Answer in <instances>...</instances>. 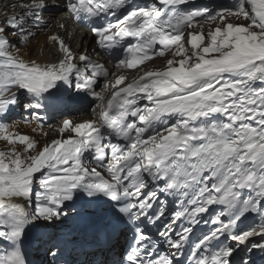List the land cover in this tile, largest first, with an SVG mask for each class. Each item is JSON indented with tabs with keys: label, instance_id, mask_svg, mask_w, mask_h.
<instances>
[{
	"label": "snow or ice",
	"instance_id": "obj_1",
	"mask_svg": "<svg viewBox=\"0 0 264 264\" xmlns=\"http://www.w3.org/2000/svg\"><path fill=\"white\" fill-rule=\"evenodd\" d=\"M9 7L20 11L0 21V140L12 145L0 152V264H29L26 243L43 250L48 264H60L63 249L51 229L70 218V208L79 215L77 201L93 206L109 228L133 233L114 264H257V253L264 264V0L218 8L202 0H63L69 18L92 32L97 54L116 67L134 69L169 51L180 57L119 88L124 75L110 85L112 73L87 52L74 54L59 34L47 37L59 54L54 62L19 55L49 27L44 13L60 10L59 0ZM233 17L246 23L229 22ZM202 20L219 23L205 34L196 27ZM101 78L104 90H118L97 120L61 121L58 132L74 136L37 150V141L9 130L21 94L29 97L26 121L42 127V112L69 102L62 86L103 102ZM89 152L103 172L85 166ZM169 197L180 210L158 234L174 251L160 254V241L146 229L165 218ZM213 205L223 207L211 220L197 219ZM249 213L260 222L240 229ZM181 220L212 225L191 243L186 262L194 227L177 230Z\"/></svg>",
	"mask_w": 264,
	"mask_h": 264
},
{
	"label": "bare ground",
	"instance_id": "obj_2",
	"mask_svg": "<svg viewBox=\"0 0 264 264\" xmlns=\"http://www.w3.org/2000/svg\"><path fill=\"white\" fill-rule=\"evenodd\" d=\"M15 0H0V21H3L7 15H11L13 11L19 12L20 9H12L11 7L5 8V5H11L14 3ZM61 4L60 10H53V11H46L44 13V20L46 23L49 24V27L44 29L43 31L37 30V35L35 39L32 40V42L29 44L31 47L28 46V44H25L26 46L19 49V55H21L25 60L29 61H36L40 64H46L50 62H54L57 57L58 53L56 50L52 47V45L48 42L47 37L51 34H59L60 37L65 41V43L71 48L72 52L74 54H80L87 52L89 55H93L95 51V46L93 45V42L87 38L86 31L82 30L81 28L74 26L70 24L69 19L66 17L63 11V0H59ZM59 24H65L67 25V29H63L59 27ZM10 40L13 38L10 36ZM15 51V50H13ZM70 89L67 88V86H62V93L65 91H69ZM82 95V94H81ZM72 97L73 101L76 103L85 101L88 97H85L84 99H80L77 97V94L72 91ZM20 98L28 99L29 97L26 93L21 94ZM24 102L20 101V106L15 109V111L12 113V116H14V121H9L8 124H10V131L15 134H25L28 135L31 139H34L37 141V150L42 148L46 144H50L53 140L56 139H68L70 136H72V133L69 131H66L63 134H60L57 130L58 126L61 124L62 120L52 119L50 118L48 121H43V126L38 127L35 122H27L24 115V109L23 108ZM20 109L21 112L16 113L15 112ZM59 110V109H57ZM49 112H53V110H49ZM21 113V114H20ZM71 120L73 123H81L86 122L88 119V116H85V118H64ZM94 121V120H93ZM7 123V122H6ZM34 129H36L34 131ZM20 147H23L20 145ZM19 147V148H20ZM10 149L7 147V143L5 141L0 140V152H9ZM35 154V153H33ZM39 188V186H38ZM71 203V202H69ZM90 206L85 204L83 201H77L75 204V210L79 213V215H76L75 212L69 209V219H67L63 224H59L58 227H55L51 229V234L56 235L57 237H61L62 240H66V233L74 234L79 233L78 230H75V224L80 220V218L83 215V212L85 213V210L89 209ZM84 223L89 224L88 221L84 220ZM57 229V231H56ZM55 232V233H53ZM76 240V239H75ZM77 241H71L70 245H76ZM29 244L27 243V246L25 249L29 248ZM29 251V250H28ZM80 252L76 251V253ZM33 260L40 261V258L37 256L32 257Z\"/></svg>",
	"mask_w": 264,
	"mask_h": 264
},
{
	"label": "rangeland",
	"instance_id": "obj_3",
	"mask_svg": "<svg viewBox=\"0 0 264 264\" xmlns=\"http://www.w3.org/2000/svg\"><path fill=\"white\" fill-rule=\"evenodd\" d=\"M26 45L24 44V45H22V46H20L21 48H23V47H25ZM28 46L29 47H31L32 49H33V47L32 46H30L29 44H28ZM27 47V46H26ZM19 111H20V109H18L16 112H15V116H16V113L18 114L19 113ZM22 114H23V112H21ZM20 113V114H21ZM14 117V116H13ZM7 123H9V121H6ZM11 126V125H10ZM7 143V142H6ZM7 147H8V149H11V147H12V145H8L7 144ZM16 147H17V151H21L22 150V147H20V145H16ZM20 147V148H19ZM37 191H39V190H37ZM59 238V240H60V243H61V245H62V239H61V237H58ZM69 238V237H68ZM30 253H31V256H37V257H39L40 258V261H42L43 262V264H46V263H48V261L51 259L50 257H48V256H46L45 254H44V252H43V250H37L36 249V247L33 245V247H32V249L30 250Z\"/></svg>",
	"mask_w": 264,
	"mask_h": 264
}]
</instances>
